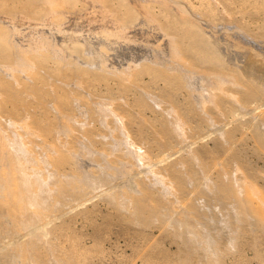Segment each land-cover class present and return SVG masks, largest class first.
<instances>
[{"label": "rangeland", "instance_id": "rangeland-1", "mask_svg": "<svg viewBox=\"0 0 264 264\" xmlns=\"http://www.w3.org/2000/svg\"><path fill=\"white\" fill-rule=\"evenodd\" d=\"M10 1L7 9L0 2V16L9 20L0 23L14 38L13 57L0 62V77L67 92L69 108L41 94L32 111L39 128L23 130L17 122L23 112L16 116L7 105L14 117L5 109L3 129L16 139V155L23 159L30 151L22 172L42 182L59 176L71 185L28 193L48 207L34 229L12 217L0 186V199L7 200L0 203V264H264V147L257 139L264 132V0L130 1L136 17L126 22L107 8L115 1L72 0L58 20L46 11L43 19L36 5L19 4L20 12L18 0ZM166 17L208 36L227 68L259 97H245L244 88L210 65L194 69L181 62L172 35L159 25ZM33 40L43 43L37 51L50 52L43 64L48 70L60 62L68 73L84 74L60 79L66 70L51 75L18 66L22 53L15 59L14 52ZM163 41L173 48L164 50ZM138 49L148 54L140 63H161L170 76L176 71L183 86L134 73L138 66L130 58ZM98 74L106 81L96 80ZM132 76L133 83L120 87V77ZM218 90L222 97L215 101ZM59 153L67 161L56 165ZM226 177L247 184L242 196L234 195L241 181L223 185ZM138 200L145 206L139 212ZM202 233L213 244L206 245Z\"/></svg>", "mask_w": 264, "mask_h": 264}, {"label": "bare ground", "instance_id": "bare-ground-1", "mask_svg": "<svg viewBox=\"0 0 264 264\" xmlns=\"http://www.w3.org/2000/svg\"><path fill=\"white\" fill-rule=\"evenodd\" d=\"M6 1L7 0H0V2L2 3L1 4L2 7H3V5H6V6L8 5L6 3ZM12 1H15V0H11L10 2H12ZM18 1H20V3H18ZM18 1H15V3L16 2L17 3L14 4L17 7L18 11L20 10V12H21V9L25 10V8L23 9L22 6H26V5L29 6L30 5L32 7L34 5L33 8L35 9V5H36L37 9L43 10L42 13L40 12L41 15H44V16H42L43 19L46 15V14H43V13H45V11L47 12V14H51V19L53 16H54L53 17V19H54L55 16H57V14H58L57 17L61 16V18H62V16H64V14H65V13L64 14L62 13L63 11H65V10H62V8L67 4H70V3L74 4V2L72 0H57L58 8L55 10H52V9H54V8H52L54 0H24V3H26L25 5H23L24 3H21L22 2L21 0H18ZM100 1H101V4H102V2L108 3L109 1L117 2L115 7L114 6L111 7V4H110L111 2L108 3L110 6L108 5L107 8L112 10V15H114L116 13L118 15V18L124 22L132 21L131 19H135V17H136V14H135L133 8L130 6L129 2L132 1L134 5L140 4V2L138 3V0H117V1L116 0H109V1L100 0ZM201 1H204V3L206 2V4H208L207 3L208 0L207 1L201 0ZM221 1H223V0H221ZM3 2H5V4ZM10 2H8V3H10ZM223 2H226V1L224 0ZM12 3H14V2H12ZM11 4L8 6L12 7ZM17 4L18 5L22 4V6L19 5V7H22V8H19L17 6ZM104 4L106 5V3H104ZM2 7H0V9H2ZM16 7L14 9H16ZM31 7H28V9L32 10ZM4 8L5 7H3V9ZM70 8H71V6H69V10H70ZM5 9H7V8H5ZM34 9H33V11H34ZM37 9L35 11H37ZM104 9H103V11L109 10V9H105V10ZM209 9H210V11L213 10L211 8H209ZM27 11H25V12H27ZM33 11H30V13ZM213 12H214V10H213ZM13 14H15V13H13ZM33 14H34V12H33ZM33 14H31V15H33ZM27 15H28L27 16L28 18L31 16V15H29V13ZM38 15H39V13H36L35 17ZM134 15H135V17H134ZM13 17H14V15H13ZM33 17H32V19H34ZM39 17L40 16H38V18ZM57 17L55 19L58 20ZM42 18L40 20H43ZM4 21L7 22L9 20H4V18H2L0 16V22L2 23ZM1 23H0V53L3 56H0V62H1V64L5 65V63L9 62V59L11 60V58L13 57L12 50L14 49L13 48L14 38H11L9 36L7 30H5V27L3 28ZM16 23H18V21ZM21 23H23V22H21ZM44 23H45V25L47 24L45 20H44ZM12 24H14V23H12ZM159 25L161 26L163 31L172 35V38H171L172 45L178 51L179 59L181 62L193 67L194 69H198L199 67H201L205 64L210 65V69L216 70L217 72L221 73L222 75H225V76L231 78V81L233 80L236 87L244 88L245 89V93H244L245 97H248V98L259 97V94H252L251 93V90L253 89L252 84L245 81L241 77V75L239 73H237L236 71L227 68V66L225 65V63L223 61V58L221 56H219V51L217 54V51L214 49L215 46L211 45V43L208 42V38H207L208 36L206 37L204 35H200V34H198V32H194L192 30H182V29L178 28L179 23L173 17L172 18L166 17L165 19H161L159 22ZM10 26H11V23H10ZM15 28L16 27H14V29ZM140 28H141V26H140ZM14 29H13V31H14ZM37 32H38V30H37ZM17 33H15V34H17ZM18 41H21V40H18ZM23 42H27V41H23ZM163 43L164 44H162V45L165 47L164 50L166 49L169 51L170 49L173 48L170 45H166V41H163ZM20 44H22V43L20 42ZM20 44H19V46H20ZM41 44H43V43H41L40 41H35V40L27 42L25 44H22V45H27V46H23V47L20 46L22 48V49H20L21 51L18 50L17 52L16 51L14 52V58L17 57L19 53H22L21 56H18V61H20L18 66L20 65L21 67H24L27 69L31 68V70H35L37 68H44L47 72H50L51 75L55 74L53 71H56V72L61 71L62 72V71L66 70L64 73L59 75V76H61L60 79L61 78L64 79L72 73H74L75 75H77L79 73L84 74L83 71L82 72H74L73 71L72 73L71 72L68 73L69 69L68 68L63 69L61 67L62 64L60 62H55L56 69L48 70L46 67L43 66V64L47 61V57L50 55V52L47 50L44 52L37 51V49L41 48ZM46 48L49 49L48 47H46ZM127 51H128V49H127ZM140 52H137L136 55H133L134 56L133 59L130 58V62L132 61V64L135 63V66H138L133 70L134 73L137 74V73L145 72V74L150 75L149 77H151L152 82H155L157 79H161L162 81H166L167 84H171L172 81H174L177 84V86H180V87L183 86L181 75L179 73H177L176 71H173V73H171L172 75L170 76V73L168 71H166V69L164 68V66L161 65V63H160L159 67H157V65L153 66L152 63H146L143 61H141V63H140V60H144V59L147 60V55H148L147 53H146L147 54L146 55L145 52H141V53ZM136 62L137 63L139 62L140 64L136 65ZM155 64H156V62H155ZM158 65H159V62H158ZM204 67H207V66H204ZM16 78H17V76H16ZM16 78L14 77V79H12L11 81H7L4 78L0 77V124H1L2 131L5 130L3 128H6V127H4L5 121H4V119L2 120L3 114L4 113L6 114V111H7V114H6L7 117L13 116L12 114L11 115L8 114V111L11 112V111H13V109H15V110L17 109L16 110L17 114H15V110L13 111L14 113L11 112L16 116L18 115V111H19L18 109H20L23 112L22 113L21 111H19L22 113V115H20L22 117V119L19 116L18 118H20V120H17V122L18 121L20 122V124L19 123L18 124L20 125V127L23 130L25 129L26 132H30V134H31L33 129L39 128V124H38L37 119L32 116L33 115L32 111L36 109V102L37 101L38 102L43 101V99H42L43 95H41V94L45 95V94L49 93L51 95V99L54 100V102L58 105L59 108H62V107H66L67 109L69 108V98H68L67 92H57L54 89L51 91H49L47 89L48 91L45 92L43 89H40L36 86L28 85V84H24L22 82H19L18 79H16ZM95 79L98 81H106L105 77L103 75H100V74L95 75ZM118 80H119L118 83H119L120 87L124 88V86L126 84H130V83H133L135 81V76L126 77V78L120 77ZM26 94H30L32 96V99L30 101L21 99V96L26 95ZM220 97H222V93L218 90V92H216L214 94L213 98L215 101H217L218 99H220ZM7 105H9V108H11V109L13 108V109L11 111H10V109L8 110ZM261 105L264 106V101ZM5 109H6V111H5ZM42 110L44 113H46V107H42ZM63 110H64V108H63ZM5 114H4V117L6 118ZM18 118H12V119H18ZM12 119H11V121H12ZM14 121H16V120H14ZM261 125H263V124H261ZM11 126H12V124H11ZM42 131H44V130H42ZM1 134H0V186L4 189L3 195L4 196L8 195L10 197V199H11V205L10 206L12 209V217L17 218V216H18V222L22 225V228L23 229H34L32 227L34 226L36 221H42L46 218L47 213H48L47 212L48 209H46V208H48V207L47 206H42L44 208L39 207L38 200L30 198L28 193L31 192L34 187H36V188L39 187V188L45 189L46 191L52 190L51 186H53V188H56L60 192V191H62V189L65 190V188L67 186H70L71 183L69 184V183L65 182L63 179H61L62 177L60 178L59 176H55L54 178H52L51 181L54 179L52 182L51 181L42 182L40 180L34 179L30 175H28L27 172H22L23 169H21L20 163H22V161L24 162L25 159L26 160H32L29 157L30 151L27 152V154L25 153V157L23 159H21V157L19 155H16L14 152V148L16 146V142H15L16 139L9 137L10 135L6 134V131H4V134H2L4 136H6V138L4 136H2ZM257 139L260 142L261 146L264 147V132L259 131L257 133ZM5 140H7L8 146L5 145V143H4ZM66 161H67V157L63 153H59L57 159L54 160L56 165L57 164H63ZM4 170H7V172L2 173L1 171H4ZM240 181H241V179H239L237 181L234 178L232 180H228L226 177V179L223 180V185H226L227 183H238ZM244 184L247 185L245 182H242V181L239 183V185L237 186V188L235 190L234 195L242 196V192L246 189ZM71 187H69V189ZM76 187H77V185H76ZM74 188H75V186L73 187V190H74ZM59 192L57 191V193H59ZM76 194H78V193H76ZM1 196L2 195H0V197ZM51 197L54 198V196H51ZM3 201H7V200L1 198L0 203H3ZM136 206L138 208L136 211H138V212L141 211V209L145 208V206L143 208V205H142L140 200L137 201ZM261 206L264 207L263 202L260 203V207ZM20 208L22 209V211L20 210ZM150 208L152 210L151 212L154 213L155 209L151 205H150ZM255 212H258V211L256 210ZM14 213H16V214H14ZM17 213H24V215L21 216L22 217L21 218L19 215H17ZM260 218H261V216L259 217V219ZM202 234H201V238L204 239L206 242V245L209 246V244L213 242L212 239L210 238V240H209L206 236H204V234L203 235ZM182 241H185L188 243L189 239L185 237ZM32 253H33V257L35 258V250Z\"/></svg>", "mask_w": 264, "mask_h": 264}]
</instances>
